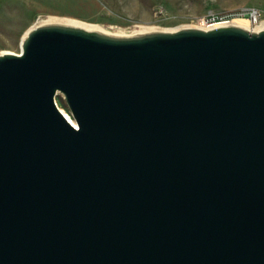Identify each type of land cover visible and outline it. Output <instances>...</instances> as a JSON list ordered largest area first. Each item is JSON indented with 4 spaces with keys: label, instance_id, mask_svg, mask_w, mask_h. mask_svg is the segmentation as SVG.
I'll return each instance as SVG.
<instances>
[{
    "label": "water",
    "instance_id": "obj_1",
    "mask_svg": "<svg viewBox=\"0 0 264 264\" xmlns=\"http://www.w3.org/2000/svg\"><path fill=\"white\" fill-rule=\"evenodd\" d=\"M0 264H264V29L1 53Z\"/></svg>",
    "mask_w": 264,
    "mask_h": 264
},
{
    "label": "rangeland",
    "instance_id": "obj_2",
    "mask_svg": "<svg viewBox=\"0 0 264 264\" xmlns=\"http://www.w3.org/2000/svg\"><path fill=\"white\" fill-rule=\"evenodd\" d=\"M240 5L264 9V0H0V52H18L23 33L38 19H70L128 33L140 27L206 26V18L218 20ZM54 98L71 117L62 98Z\"/></svg>",
    "mask_w": 264,
    "mask_h": 264
},
{
    "label": "bare ground",
    "instance_id": "obj_3",
    "mask_svg": "<svg viewBox=\"0 0 264 264\" xmlns=\"http://www.w3.org/2000/svg\"><path fill=\"white\" fill-rule=\"evenodd\" d=\"M233 18H236V17H232V18L227 19V20L213 21V22H209L207 20L210 24H208L206 26H197V25L196 26H191V25H189V26H182V27H196V28L208 29V28H212V27H215V26H218V25H235V26L241 27L243 29H246L248 31H257V30H260V29H264V20L260 21L258 24L251 25L250 22L247 20V18L240 17L239 19L232 20ZM49 23H55V24L79 27V28H82V29H85V30L96 31V32L107 34V35H111V36H136V35H141V34L150 33V32L173 31V30L182 28V27H179V28H174V29H158V28H154V27H143V28L140 27L137 30H133V31L128 32V33H124V32H121V31L109 30V29H107L105 27H102V26L89 25V24H85V23H82V22H79V21H75V20H70V19L46 18V19H38L34 24H32L23 33L22 38L20 40V45H21V42L26 37V35H27V33H28V31L30 29H32V28H34V27H36L38 25L49 24ZM3 52H5V51H1L0 54L3 53ZM63 114L71 122H74L72 117L67 116L64 112H63Z\"/></svg>",
    "mask_w": 264,
    "mask_h": 264
},
{
    "label": "built area",
    "instance_id": "obj_4",
    "mask_svg": "<svg viewBox=\"0 0 264 264\" xmlns=\"http://www.w3.org/2000/svg\"><path fill=\"white\" fill-rule=\"evenodd\" d=\"M236 16H244L251 24L255 25L258 24L260 21L264 20V9H261L255 5H240L234 10H231L223 14V18L221 17L218 20L215 19L209 20L208 18H206V20H208L209 22L221 21Z\"/></svg>",
    "mask_w": 264,
    "mask_h": 264
}]
</instances>
